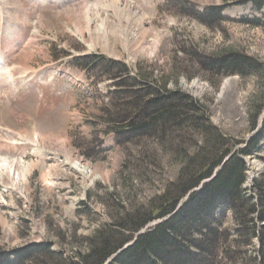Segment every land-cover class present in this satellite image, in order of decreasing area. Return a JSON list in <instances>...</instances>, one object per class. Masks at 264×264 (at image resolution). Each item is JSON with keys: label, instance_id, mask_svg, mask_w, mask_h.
<instances>
[{"label": "rangeland", "instance_id": "374dc122", "mask_svg": "<svg viewBox=\"0 0 264 264\" xmlns=\"http://www.w3.org/2000/svg\"><path fill=\"white\" fill-rule=\"evenodd\" d=\"M111 1L0 0V250L25 247L40 256L50 247L79 261L86 240L110 225L118 208L145 206L178 180L184 153L197 151L203 140L192 128L157 139L142 130L116 133L115 124L134 118L127 106L136 92L143 94V110L157 88L190 97L203 109L191 114H203L223 133L233 154L262 126L254 129L252 109L257 104L264 113V71L221 76L210 67L229 54L264 64L258 0H129L151 38L133 44L122 28L120 42L110 46L95 17L118 22ZM87 3L98 9L87 11ZM120 16L139 31L140 17ZM155 37L159 44L152 46ZM244 160L245 194L253 197L264 182L263 137ZM77 163L92 174L83 177ZM9 169L26 174L27 182L7 180ZM227 225L234 239L247 242V226L233 216ZM258 241L232 246L233 255H247H238V264H254L249 257L257 256Z\"/></svg>", "mask_w": 264, "mask_h": 264}, {"label": "trees", "instance_id": "16d2710c", "mask_svg": "<svg viewBox=\"0 0 264 264\" xmlns=\"http://www.w3.org/2000/svg\"><path fill=\"white\" fill-rule=\"evenodd\" d=\"M257 3L264 18V0ZM210 67L217 69L216 73L221 76L239 74L246 77L261 75L264 71V64L239 54L215 58ZM147 87V95L152 94L150 90L154 89L150 85ZM153 92L157 95L156 100L144 110L143 94L136 92L137 98L127 106L135 112L134 118L125 126L115 124V132L142 130L145 135L157 139L167 138L174 130H196L203 143L194 153H184L178 180L167 185L162 195L154 197L145 206L138 205L130 211L118 208L112 223L86 240L88 251L77 255L79 261L52 251L50 247H45L40 256L25 247H18L0 250V264H104L114 255L110 264H238L241 260L238 255L243 254L245 260L247 255L244 250V253L235 252V257L232 246H251L254 238L260 245L255 249L257 256L249 258L254 264H264V226L259 224L264 220V182L257 186L259 193L253 197H248L244 188L248 179L244 157L258 149L264 138V121L252 136L254 140L233 154L235 147L223 133L205 121L203 114H191L195 110L202 113L203 109L196 101L180 92L170 93L159 88ZM252 110L256 129L263 108L256 104ZM136 117L138 122L144 120L135 124ZM220 166L222 169L212 181L185 199ZM232 216L236 224L247 226V242L234 239L233 231L227 225ZM155 220L161 222L136 237ZM130 242L134 244L121 251Z\"/></svg>", "mask_w": 264, "mask_h": 264}, {"label": "bare ground", "instance_id": "6f19581e", "mask_svg": "<svg viewBox=\"0 0 264 264\" xmlns=\"http://www.w3.org/2000/svg\"><path fill=\"white\" fill-rule=\"evenodd\" d=\"M111 2H112V5L115 6L114 8H116V10H117L116 12H117L118 15H116V16L119 19L118 22H116L117 20H116L115 17H112V19H110V17H108L105 14L104 15L98 14L95 17L96 19L101 18V25L98 26V28H96V31H97V29H99L100 32H102L101 37H102V39H104V42H106L107 45L110 44V46L114 45V44H112V42L118 44L120 42L118 39H120V38H119V36L117 34H118V32H121L122 28L124 30L123 39L125 41L127 40L128 42H133V44L136 43V44H139V45H140L141 42H145V41L147 42V40L149 38H151L150 35H151L152 31L148 30L146 28V26H145V18H143L142 16H139V10H138L139 8L137 9V7L134 5V3L129 2V0H112ZM84 7H86L87 11L92 10L93 13L95 12V10L98 9V6L97 5H92V3L91 4L87 3V4H85ZM110 12H112V11H110ZM123 13H128L129 15H132L133 17H136V18L140 17V21L141 22H140V27H139V31L138 32H136L133 29V27H132L133 25L130 26L129 23H127L125 26L123 25V21H124L123 16H126V15L120 16ZM93 15H95V14H93ZM125 21H126V19H125ZM128 44H130V43H128ZM158 44H159V40L156 37L152 38V46H157ZM111 49H113V48H111ZM0 57H1V53H0ZM0 65H1L0 66V70L1 69L3 70L4 66H5V62L2 59V57L0 58ZM8 70L11 72V70L9 68H7V69H5L4 74L7 73ZM12 76H11V78H12ZM11 78H10V80H12ZM227 84H229V82ZM36 141H38V137H37ZM5 166H7V165H5ZM73 167L78 172H80L83 177H86V176H89L90 174H92V171L89 169V167L87 165L82 166L81 164L77 163V164H74ZM5 178L7 180H12L15 184H19L20 183L19 178L24 183L27 182L26 174L25 175H23V174L21 175L20 173H17L13 169H9V172H7L5 174Z\"/></svg>", "mask_w": 264, "mask_h": 264}, {"label": "water", "instance_id": "95a60500", "mask_svg": "<svg viewBox=\"0 0 264 264\" xmlns=\"http://www.w3.org/2000/svg\"><path fill=\"white\" fill-rule=\"evenodd\" d=\"M263 121H264V113L262 114V116H261V118H260V120H259V125H258V127L262 125ZM229 158H230V157L226 158L225 161H224V163H225L227 160H229ZM224 163H223V164H224ZM221 169H222V166L218 167V168L216 169L214 175H213L211 178H209V179L203 181L199 187H197V188H195L194 190H192V191L188 194V196L186 197V199L192 194L193 191H195V190L197 191V190L201 189L202 186H203L204 184H206L207 182L212 181V180L217 176V174L219 173V171H220ZM159 222H161V220H158V221H155V222H153V223H150V224L147 225L145 228H143V229L137 234L136 237L138 238L141 234L145 233L146 231H148L150 228H152L153 226H155V225L158 224ZM137 238H136V239H137ZM136 239H135V241H136ZM135 241H134V242H135ZM134 242H130V243H128V244L124 247V249H122L121 251H123V250L127 249L128 247H130L131 245H133ZM121 251H120V252H121ZM115 257H116V255L112 256V257L109 258L104 264H110V263L113 261V259H114Z\"/></svg>", "mask_w": 264, "mask_h": 264}]
</instances>
